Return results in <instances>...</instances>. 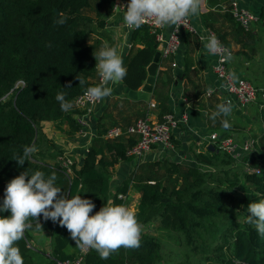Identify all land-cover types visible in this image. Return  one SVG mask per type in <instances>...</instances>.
<instances>
[{
	"label": "trees",
	"instance_id": "obj_1",
	"mask_svg": "<svg viewBox=\"0 0 264 264\" xmlns=\"http://www.w3.org/2000/svg\"><path fill=\"white\" fill-rule=\"evenodd\" d=\"M218 1L209 0V5ZM225 3L224 13L204 14L207 27L231 52L233 41L243 48L255 44L253 29L244 28L233 14V0ZM115 6L116 0H0V203L8 182L25 170L46 175L55 171L57 186L65 195L93 201V214L108 201L123 204L119 195L125 197L132 185L140 193L138 222L142 229L158 222L160 236L142 232L138 249L121 248L107 260L90 250L81 264H264V236L246 219L248 205L264 199V107L259 113L261 132L253 137L255 146L240 158L215 148L199 153L196 166L170 159L136 163L113 196L111 169L121 161L143 158L127 155L135 138L107 139L108 129L99 125L98 137L82 166L74 162L73 174L61 167L58 158L63 152L43 125L53 122L63 132L68 124L71 136L79 130L76 116L84 112L75 101L88 87L97 85L93 53L101 41L93 42V35L106 26ZM61 15L65 23L56 24ZM131 43L123 82L139 90L160 42L143 24L134 29ZM76 77L85 84L79 85ZM68 82L71 88H65ZM60 92L73 104L67 112L56 100ZM259 98L264 106V94ZM158 102L161 119L171 111L166 99ZM33 145L37 151L24 165L12 159ZM31 223L33 227L19 242L24 264H58L79 256L69 252L73 240L66 228L43 217L42 229L36 228V221ZM45 231L54 238L49 254L32 245V233ZM161 237L175 241L168 243Z\"/></svg>",
	"mask_w": 264,
	"mask_h": 264
},
{
	"label": "crops",
	"instance_id": "obj_2",
	"mask_svg": "<svg viewBox=\"0 0 264 264\" xmlns=\"http://www.w3.org/2000/svg\"><path fill=\"white\" fill-rule=\"evenodd\" d=\"M226 1L219 0L217 3H210L209 5V0H202L199 15L190 16L196 31L193 33L182 31L178 51L170 57L161 58L150 101L130 98V89L121 80L116 84L109 85L113 88L111 97L105 98L100 104L95 105L91 113L76 116L80 128L73 136L68 134V124L63 126L64 131L62 132L56 128L53 122L44 123L43 129L46 135L55 142L63 155L70 156L76 166L80 168L90 147L94 145L95 139L98 137L99 125L108 129L113 126L128 127L134 124L137 119L146 116L152 119H160L159 99H166L168 109L177 119L187 116L186 122H179L172 129L174 149L154 147L141 160L121 161L113 170L111 169L113 174L111 179L112 196L134 170L136 163L170 159L177 163L196 166L199 164L197 155L209 151L212 134L233 136L242 142L246 139L255 138L256 134L261 132L262 120L259 113L263 104L259 103L260 98L252 106L240 107L235 97L226 91L223 81L218 79L213 70L217 60L215 55L209 54L204 47L209 32L204 14L212 10L224 13ZM233 1L238 3L240 9H248L260 18L264 14V0ZM127 3L128 0H116V5ZM174 28L175 26L166 27V39L170 37ZM252 29L257 39L255 44L243 48L234 41L232 43V60L229 67L237 78H247L246 75L255 66L264 64V51L260 50V47H264L263 19L255 23ZM97 31L98 34L93 35V42L100 40L101 46L107 43L109 46L115 47L125 66L133 47L131 37L134 30L129 29L124 23L122 7L115 6L113 14L106 21V26ZM200 37H205V39L201 40ZM161 49L162 45L159 46L158 50ZM187 68L190 69L188 74ZM253 71L262 76V78L258 76L253 78L256 86L260 88L262 87L261 81H264V68L260 69V72ZM96 82L98 85V78ZM208 88L213 89L211 94H207ZM228 99H230L231 114L227 119L231 127L225 129L221 126V120L224 117H219L215 121L210 117L216 111V106ZM126 200L128 207L137 213L140 193L132 185L126 195ZM31 236L32 245L36 249L46 251L47 254L50 253L54 239L52 233L49 231L34 232ZM69 252L76 257L81 253V250L72 241Z\"/></svg>",
	"mask_w": 264,
	"mask_h": 264
},
{
	"label": "clouds",
	"instance_id": "obj_3",
	"mask_svg": "<svg viewBox=\"0 0 264 264\" xmlns=\"http://www.w3.org/2000/svg\"><path fill=\"white\" fill-rule=\"evenodd\" d=\"M202 0H128L122 7L123 20L129 29H138L146 21L156 27H173L177 31L189 16H197L201 11ZM66 18L55 21L62 25ZM204 40L205 37H200ZM204 45L211 55H219L224 62L232 60V54L225 49L215 35H210ZM96 60L95 69L100 78V83L86 89V95L92 102H100L111 97L116 84L127 76V68L115 47L107 43L93 53ZM79 85L83 86L85 80L76 77ZM71 88V82L65 86ZM213 92L207 89V94ZM62 111H69L73 107L65 99V93L56 95ZM231 114L230 104H218L216 111L210 119L215 121L219 117L221 126L225 129L231 127L227 117ZM37 151L36 147L25 146L23 156H14L19 165ZM250 167V166H249ZM57 174L51 175L36 170L29 174L25 170L11 179L5 190L2 203H0V264H24L19 242L24 239L25 232L33 227L31 221H36V228L42 229L40 218L51 220L64 227L70 238L81 251L95 250L100 259L107 260L112 254L119 253L121 248L138 249L141 245L142 225L138 222L136 213L126 205H117L112 201L105 203L94 214L96 205L92 200L82 198L81 195L69 197L57 186ZM247 222L255 226L256 231L264 236V199L252 202L247 207ZM64 264H71L65 261Z\"/></svg>",
	"mask_w": 264,
	"mask_h": 264
},
{
	"label": "built area",
	"instance_id": "obj_4",
	"mask_svg": "<svg viewBox=\"0 0 264 264\" xmlns=\"http://www.w3.org/2000/svg\"><path fill=\"white\" fill-rule=\"evenodd\" d=\"M232 10L236 20L247 30L252 29L255 23L260 21V17L251 12L248 9L239 8L238 3L233 1ZM147 25L152 34L156 35L157 40L162 45L160 50L162 57H170L175 54L180 46V35L182 31L193 33L195 28L191 23L190 16L183 21L177 31L174 28L172 34L168 39L165 36V29L161 27H156L151 20L144 23ZM215 35L219 42L223 45L225 49L231 52L229 48L221 39L216 35L215 32L209 29L208 36ZM232 54V53H231ZM216 63L213 67L215 74L218 79L223 81L226 91L233 95L236 99L237 104L240 107L250 106L258 101L259 95L264 94V82L263 86L258 88L252 82L245 78H237L231 71L229 64L230 62H224L221 60L219 55H215ZM98 83H100V78L98 76ZM230 102V99L227 100ZM100 102H92L86 95V91L79 96L75 101V106L83 111V114H89L95 105L100 104ZM264 107V106H263ZM187 116H183L181 119H177L173 114H165L161 119H152L149 116L139 118L134 124L128 127L113 126L108 128L105 138L116 140L123 136L135 138L136 143L128 148L127 155L135 157H144L147 155L154 147H162L163 149H174V143L172 140V129L178 125L179 122H186ZM211 145L215 148L221 150L224 153L232 155L234 158H240L243 153L251 151L255 146L254 139H246L239 142L233 136H220L214 133L210 136ZM58 161L61 167H64L67 174H73L72 166L74 160L67 155L59 156ZM120 199H123V205H127L126 196L119 195ZM90 250L84 252L81 251L79 256L71 261V264H81L83 257ZM65 262V261H64ZM64 262L59 261L58 264H64Z\"/></svg>",
	"mask_w": 264,
	"mask_h": 264
},
{
	"label": "water",
	"instance_id": "obj_5",
	"mask_svg": "<svg viewBox=\"0 0 264 264\" xmlns=\"http://www.w3.org/2000/svg\"><path fill=\"white\" fill-rule=\"evenodd\" d=\"M161 58H162V53L160 50H158L155 57H154L153 62L147 68L148 75H147V79H146L145 84L139 90L130 89V91H129V97L130 98H132L134 100H138V99L139 100H146V101L151 100L152 92H153L154 85L156 82V77L158 74L159 64H160ZM225 103L229 104L228 101H224L222 104H225ZM209 150L214 151L215 150L214 145L210 144Z\"/></svg>",
	"mask_w": 264,
	"mask_h": 264
},
{
	"label": "rangeland",
	"instance_id": "obj_6",
	"mask_svg": "<svg viewBox=\"0 0 264 264\" xmlns=\"http://www.w3.org/2000/svg\"><path fill=\"white\" fill-rule=\"evenodd\" d=\"M263 39H264V37H263ZM260 50H263L264 51V47H260ZM259 66V68L260 69H263L264 68V64H259L258 65ZM258 66H255L254 68H253V70H255V71H258V72H260V69L258 68ZM253 70H251L247 75H246V77L247 78H245V79H247V80H249L250 82H252V84H254L255 86H256V83H255V81H254V77H256V76H258L259 78H262V76L261 75H258V74H256ZM263 82L264 81H261V84H262V86H263ZM252 106V105H251ZM241 118V117H240ZM256 128H257V126H256ZM138 192V191H137ZM127 201V200H126ZM128 204V203H127ZM142 232H144V233H146V234H150V235H153V236H160V232L158 231V222H156V221H152V223H151V225H150V227H147V228H143L142 229ZM163 240H168V243H174V239L173 240H169L168 239V237H161Z\"/></svg>",
	"mask_w": 264,
	"mask_h": 264
}]
</instances>
